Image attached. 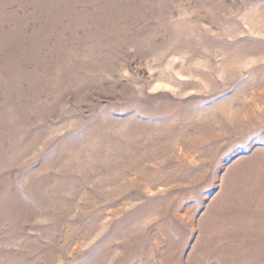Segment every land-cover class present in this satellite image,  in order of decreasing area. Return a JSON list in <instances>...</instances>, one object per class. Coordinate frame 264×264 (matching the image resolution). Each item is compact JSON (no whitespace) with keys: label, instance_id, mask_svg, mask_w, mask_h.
<instances>
[{"label":"rangeland","instance_id":"obj_1","mask_svg":"<svg viewBox=\"0 0 264 264\" xmlns=\"http://www.w3.org/2000/svg\"><path fill=\"white\" fill-rule=\"evenodd\" d=\"M0 264H264V0H0Z\"/></svg>","mask_w":264,"mask_h":264}]
</instances>
